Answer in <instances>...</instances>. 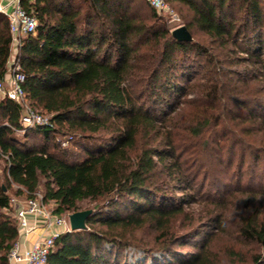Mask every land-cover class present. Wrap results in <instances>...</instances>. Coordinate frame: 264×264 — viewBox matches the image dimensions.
Returning a JSON list of instances; mask_svg holds the SVG:
<instances>
[{
	"label": "trees",
	"instance_id": "obj_1",
	"mask_svg": "<svg viewBox=\"0 0 264 264\" xmlns=\"http://www.w3.org/2000/svg\"><path fill=\"white\" fill-rule=\"evenodd\" d=\"M164 1L190 42L144 0H19L37 21L16 54L22 88L48 123L19 137L21 106L0 101V264L18 239L13 186L23 201L41 187L55 215L92 211L47 264H131L128 248L145 256L133 264H216L220 236L264 264V3ZM11 51L0 14V80ZM143 230L152 247L136 242Z\"/></svg>",
	"mask_w": 264,
	"mask_h": 264
},
{
	"label": "built area",
	"instance_id": "obj_2",
	"mask_svg": "<svg viewBox=\"0 0 264 264\" xmlns=\"http://www.w3.org/2000/svg\"><path fill=\"white\" fill-rule=\"evenodd\" d=\"M159 16L169 20L172 25L177 24L179 19L174 11L164 0H144ZM264 3V0H262ZM8 23L9 32L12 39L11 64L8 72L0 80V101L3 99L17 103L22 108L20 123L22 134L27 129L44 127L48 119L34 111L25 100V93L22 88L24 75L16 61V54L20 44V39L28 34H34L37 21L32 15L26 14L19 4V0H14L10 12H5L0 8ZM174 28V29H175ZM62 146L66 144L61 143ZM10 205L14 209V218L17 222L18 239L9 254V264H47V258L51 253L54 241L64 232H69L67 217L55 215L47 209L43 203L42 196L35 194L31 199L19 201L10 199ZM32 218V221L29 220ZM41 225L44 234L39 235L29 249L21 250L19 240L25 239Z\"/></svg>",
	"mask_w": 264,
	"mask_h": 264
},
{
	"label": "rangeland",
	"instance_id": "obj_3",
	"mask_svg": "<svg viewBox=\"0 0 264 264\" xmlns=\"http://www.w3.org/2000/svg\"><path fill=\"white\" fill-rule=\"evenodd\" d=\"M178 12L179 13H183V16H186V17L188 16L187 13L184 10H181V11H178ZM174 26L176 27L177 24H175ZM192 34H194L193 36H194L195 39L202 41V37L198 33L193 32ZM237 69L241 70V67H238ZM18 135H19V137L21 136V134H18ZM60 139H63V138H60ZM40 142H41L40 136H34L33 138L30 139V145H32L34 143H40ZM3 170H4V165L0 161V186L1 187H4V183H3L4 173H3ZM259 172L264 176V168H261L259 170ZM244 182L247 183V184L251 183L249 181V179H246ZM258 183L259 182H253V184L252 183L251 184L255 187ZM16 190H17V188L15 186H13L11 189L8 190V192H7L8 196L11 199H16V200H19V201H23L24 200V196H21V197L15 196ZM36 194H38L40 196L43 195V191H42L41 187L38 189ZM243 198H245V197H243ZM236 202H237V200L235 199V203ZM88 206L91 207L92 205H86L85 203L84 204H80V207H82V208H86ZM46 207H47V209H49L52 212H53V210L55 208L53 203H48V205H46ZM194 208L198 209L197 206H194ZM12 214L14 215V212ZM62 216L67 217L68 215L67 214H63ZM177 222H178V220H177ZM134 237L136 239V242L139 243L142 246L152 247V245H153V243L151 242V239H152L151 238V232H149L147 230L135 232L134 233ZM194 240L198 241L199 238L194 239ZM231 245H235V244H234L233 241H231L230 238H228L226 236H220L217 239H215V241H213L211 243L210 249H211V252L213 253V255L216 257V260H217L216 264H251L250 256H251L252 253L257 252L256 248L252 244H243L242 243V244L235 245L236 251H238L240 253V256H237L236 258H230V257H227V256L224 255L225 249L228 246H231ZM176 251H178V252H180L182 254H186V253L194 252L195 250L193 248H189V247H178V248H176ZM124 254H125L126 258H127V261L129 263H131V264L139 262V261L142 262L144 260V257H145L144 253L142 251H140L138 249H135V248L126 249Z\"/></svg>",
	"mask_w": 264,
	"mask_h": 264
},
{
	"label": "water",
	"instance_id": "obj_4",
	"mask_svg": "<svg viewBox=\"0 0 264 264\" xmlns=\"http://www.w3.org/2000/svg\"><path fill=\"white\" fill-rule=\"evenodd\" d=\"M170 35L178 42H190L191 35L184 26H179L171 30ZM92 215L91 210H83L67 216L70 231H81L86 228L85 223L89 216Z\"/></svg>",
	"mask_w": 264,
	"mask_h": 264
},
{
	"label": "crops",
	"instance_id": "obj_5",
	"mask_svg": "<svg viewBox=\"0 0 264 264\" xmlns=\"http://www.w3.org/2000/svg\"><path fill=\"white\" fill-rule=\"evenodd\" d=\"M13 3L14 0H0V8H2L5 12H10ZM29 220L32 221V218L29 217ZM41 234H44V230L42 229L41 225H39L38 228L32 234H30L25 239L19 240L18 244L20 249L21 250L29 249L36 240V238Z\"/></svg>",
	"mask_w": 264,
	"mask_h": 264
}]
</instances>
